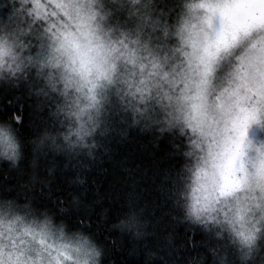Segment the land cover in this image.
<instances>
[{"label":"clouds","instance_id":"1","mask_svg":"<svg viewBox=\"0 0 264 264\" xmlns=\"http://www.w3.org/2000/svg\"><path fill=\"white\" fill-rule=\"evenodd\" d=\"M261 45L264 0H0V93L33 114L0 118V264H105L117 238L142 264H264ZM124 146L145 160L121 157L110 218L90 174Z\"/></svg>","mask_w":264,"mask_h":264},{"label":"trees","instance_id":"2","mask_svg":"<svg viewBox=\"0 0 264 264\" xmlns=\"http://www.w3.org/2000/svg\"><path fill=\"white\" fill-rule=\"evenodd\" d=\"M13 113L21 117L22 133H28L30 122L33 120V114L29 101L22 96H17L14 92L4 91L3 93H0V118L9 117ZM25 152V160L22 161V165L26 167L27 160L30 157V152L28 151L27 147ZM124 155H128L132 161L145 160L143 154L134 152L131 146L118 147L114 154L113 160L106 164V166L109 168L108 173L101 176L94 171L92 174H90V179L97 181V190L106 197L105 203L111 208L110 218H115L114 214L118 215L121 210L119 199V193L121 191V173L119 170V163L121 157ZM52 163H55L58 169H62L64 162L61 158H56L52 161ZM0 167H3V171H0V180H3V172L7 171V169L6 166ZM15 179V173H8V179L3 180V182L6 184H11L14 183ZM93 217L94 219H98V217H95V213H93ZM94 227L97 228L98 235L101 240H104L106 234L116 237V233H108L106 228L102 225L94 223ZM182 231V228L176 229L178 234L182 233ZM179 239L184 240L185 237L180 235ZM195 239H200V237L197 236ZM104 242L108 244L106 240ZM148 246H152L151 242ZM130 247L131 244L127 238H124L123 242L117 238L114 244L108 246V255L106 257L105 264H107L108 260H112L114 264H142V256L128 255L127 249ZM203 251V248H185L181 251V256L184 254L191 255L195 252L202 253Z\"/></svg>","mask_w":264,"mask_h":264},{"label":"snow or ice","instance_id":"3","mask_svg":"<svg viewBox=\"0 0 264 264\" xmlns=\"http://www.w3.org/2000/svg\"><path fill=\"white\" fill-rule=\"evenodd\" d=\"M253 47L255 50H250L247 66L243 72L245 76L251 77L253 83H258L257 78H259V82L264 83V45L259 48Z\"/></svg>","mask_w":264,"mask_h":264}]
</instances>
